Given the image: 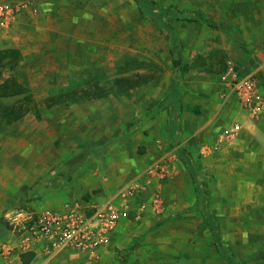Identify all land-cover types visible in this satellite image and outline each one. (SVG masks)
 <instances>
[{"label":"rangeland","instance_id":"rangeland-1","mask_svg":"<svg viewBox=\"0 0 264 264\" xmlns=\"http://www.w3.org/2000/svg\"><path fill=\"white\" fill-rule=\"evenodd\" d=\"M151 1L0 0L11 9L0 18V108L27 110L0 121V239L14 209L73 202L90 213L85 202L113 197L155 137L173 171L154 174V188L174 178L173 162L185 179L148 210L154 222L125 226L97 255L32 264H264V202H248L264 166L241 136L261 114L226 77L234 66L264 95V0Z\"/></svg>","mask_w":264,"mask_h":264},{"label":"built area","instance_id":"built-area-1","mask_svg":"<svg viewBox=\"0 0 264 264\" xmlns=\"http://www.w3.org/2000/svg\"><path fill=\"white\" fill-rule=\"evenodd\" d=\"M10 12L9 6L0 2V18L6 19ZM226 77L230 79L232 92L252 115L258 116L264 112V95L252 75L239 74L234 66H230ZM238 129L239 125L234 123L225 130V134L233 136ZM172 171L173 167L168 161H162L147 167L143 175L157 174L161 180L169 177ZM143 186L144 182L138 177L130 179L113 197L92 204L90 213L82 211L73 202L43 210L8 211L5 214L8 237L0 239V264H13L14 255L29 252L39 243L48 256L65 250L96 255L100 248L109 243L122 219H142L145 211L140 206L138 209L133 207L132 202ZM154 202H159L157 190Z\"/></svg>","mask_w":264,"mask_h":264},{"label":"crops","instance_id":"crops-1","mask_svg":"<svg viewBox=\"0 0 264 264\" xmlns=\"http://www.w3.org/2000/svg\"><path fill=\"white\" fill-rule=\"evenodd\" d=\"M246 127H247L248 131H244V132L242 131L243 134L241 133V136L249 137L248 139H250V141H252L251 144L254 145V148H255V151H256V154H255L256 161L255 162H259V160L261 159L262 162H263L262 164L264 166V112L261 114L260 118H257V119H255V118L250 119L249 118L248 119V124L246 125ZM158 141H160L159 144H158ZM237 142H238V140L236 141V143ZM147 143H150V144H147ZM142 145H145V148H144V146L141 148L142 155H141L140 158L142 160L139 158V160H141L140 165H138V164L136 165V167L134 168L133 172L131 174H129V178L128 179L130 180V179H134V178L138 177L141 181L144 182L143 189L137 194V196H136L137 198H136V200L134 202H132V206L135 207L136 209H138L139 206L142 207L143 211H145V214L142 217V219L139 220V221H135L134 219H122L119 222V224H118V226H117V228L115 230V233H114L113 237L111 238V241H113L114 237H116L117 235L118 236L120 235L122 228H124L125 226L129 228L134 223L141 224V222L142 223L144 222V224H146L147 222L149 223L150 221L154 222V213H152L153 211H148V210H150V209L154 210V193H155V191L157 190L159 192V202H164L165 201V199H164V189H165V187H167V186L172 187L171 189L173 190V192L175 193V191H176V194H177V192H179V188L174 185L175 181L176 180L177 181L181 180L183 182L185 180L184 177H183L184 176L183 173L181 174V176H179V174H177L178 171H179L178 163L173 162V164L175 163V165H174L175 167L174 168H176V171H175V174H174V178L172 180L168 181V182H164V183L161 182V184L157 183L156 184L157 187L154 188V176H145V175H143L144 171L150 165H154L157 162H162L163 160H166L165 157H167L168 154H170L169 157H171L172 153H168L167 151L164 150V146H163L162 141L159 138H157V137H155L154 140L150 141V142L149 141H143ZM154 154L157 155V161H155V163H154ZM144 157L147 158V159L149 158V159L146 162H144V159H143ZM227 173H229L230 175H234L235 174L233 169H231ZM223 174L224 173L222 172V169L216 170V175L218 176L216 178L217 179V181H216L217 182L216 183L217 191L219 190V188H218L219 184L218 183L220 181H222ZM122 186L120 185L119 187L121 188ZM120 188H118V190ZM252 190L254 191L253 198H249L248 197L250 199V201L248 200V202H252V200H253V202H264V184L263 185H256L255 182H254V183H252ZM64 203H66V202H64ZM85 203L86 204H91V203L96 204V203H99V202L97 201V202H85ZM148 218H149V220H148ZM6 229L7 228H5V232H6L7 236H8V229L7 230ZM104 247H102V248H104ZM102 248H100L96 252V255L99 252H101L100 250ZM70 251H74V250H65V252H70ZM63 252L64 251L56 253V254H54L52 256H48L45 253V251H44L43 245H41L39 243L36 247H34V249H32L31 251L26 252V253H33L34 254V257H33L32 261H30V263H29V264H32L34 262V260L36 258H38L39 256H41V257H43L45 259H48V258L54 257V256H56L58 254H61ZM74 252H77V251H74ZM80 253L88 254L86 252H80ZM22 254H25V253H22ZM20 255H17V254L14 255L13 264H22Z\"/></svg>","mask_w":264,"mask_h":264},{"label":"trees","instance_id":"trees-1","mask_svg":"<svg viewBox=\"0 0 264 264\" xmlns=\"http://www.w3.org/2000/svg\"><path fill=\"white\" fill-rule=\"evenodd\" d=\"M139 2L145 6V9L148 7L149 8L152 7L150 3H153L151 0H139ZM175 12L182 15L181 11H174L172 13H175ZM153 15H154V13H153ZM162 16H163V13L160 14V18ZM170 54L173 58L172 61H174L179 56V53L177 54V51H175V48H174V50L173 49L171 50ZM26 112H27V110L23 109L21 106L2 107V108H0V121H5L6 123H12V122L18 120L19 118H21L23 115H25ZM198 176H199L200 181L203 182L204 180H203L202 176L201 175H198ZM200 181H199V183H200ZM20 257H21L22 264H29L30 261H32V259L34 257V254L33 253H25V254H21Z\"/></svg>","mask_w":264,"mask_h":264}]
</instances>
